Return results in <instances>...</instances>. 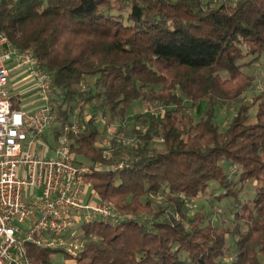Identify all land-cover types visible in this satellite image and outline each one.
I'll use <instances>...</instances> for the list:
<instances>
[{
  "label": "trees",
  "instance_id": "obj_1",
  "mask_svg": "<svg viewBox=\"0 0 264 264\" xmlns=\"http://www.w3.org/2000/svg\"><path fill=\"white\" fill-rule=\"evenodd\" d=\"M0 32L52 75L53 103L60 101V128L52 138L72 125L64 105L86 103L106 122L123 120L133 102L155 101L164 110L138 117L136 145L127 151L112 140L107 160L94 144L99 131L93 118L68 137L74 162L92 169L85 182L94 200L110 201L125 213L115 225L82 226L85 244L75 264L264 260V97L255 100L253 118L250 106L240 104L223 130L215 123L218 109L239 101V94L231 99L224 88L249 86L242 69L264 56V0H0ZM203 102L197 120L185 116ZM155 138L162 150L151 147ZM124 151L134 160H124ZM223 162L236 168L238 182L256 185L252 208L240 205L242 189L224 173ZM212 182L222 191L218 201L234 200L245 214L234 212L232 228L203 226V216L190 218L178 199H197ZM154 196L168 205L144 218ZM57 252L27 246L32 264H51Z\"/></svg>",
  "mask_w": 264,
  "mask_h": 264
},
{
  "label": "built area",
  "instance_id": "obj_2",
  "mask_svg": "<svg viewBox=\"0 0 264 264\" xmlns=\"http://www.w3.org/2000/svg\"><path fill=\"white\" fill-rule=\"evenodd\" d=\"M17 70H26L37 90L34 111L12 108L6 86ZM52 82L31 52L13 47L0 32V264H32L27 246L75 259L85 239L73 229L125 221L114 205L90 200L85 177L92 169L76 164L70 152L68 137L78 128L64 126L58 137L51 136L53 146L43 140L57 120Z\"/></svg>",
  "mask_w": 264,
  "mask_h": 264
},
{
  "label": "rangeland",
  "instance_id": "obj_3",
  "mask_svg": "<svg viewBox=\"0 0 264 264\" xmlns=\"http://www.w3.org/2000/svg\"><path fill=\"white\" fill-rule=\"evenodd\" d=\"M217 3L222 2L223 0H214ZM249 61V59L246 60V62ZM242 72L245 74V76L249 79L251 78V84L249 86H245L244 83H234L229 84L227 87L224 88L225 93L233 99V95L239 94V101L238 103H226V105H223L220 109L216 111L215 114V123L219 127L220 130H223L224 127L231 121V119L235 116L238 108L240 107V104H243L244 106H250L249 114L251 118L254 117L255 113L258 111V103H256L255 100L264 97L263 90H264V56L261 57L259 61H254L250 63V67L243 68ZM20 70L13 71L8 79H7V86L6 90L9 94L10 101L12 103V108L14 110H21L19 109L21 106L20 99L21 96L19 94L20 90L25 88L28 85L27 80H22L20 77ZM29 75V74H28ZM232 95V97L230 96ZM60 101L57 103L59 104ZM58 104L54 103V110L57 112V106ZM91 105L93 107H98L99 104H97L96 100H93ZM73 106V108H71ZM64 105L62 108L63 110H66L68 113H70L69 121L72 125H74L76 128H78V133L81 132L82 126L86 124V121L89 118L94 119L95 126H97L99 135L97 136L95 140V146L97 150L101 151L102 156L107 160L110 159L112 156V152L109 151V148H111V141L115 140V142H120L122 144V147L125 148L127 151L132 150V146L134 147L136 144V141L133 138L132 130L134 128H139L140 122L137 120L140 116H147V115H162L163 114V108L160 106L159 103L153 101V102H133L129 109L125 112L123 120H115L113 122H106L102 119L100 111L98 109H94L93 113L89 110L90 106L86 103L79 104V105ZM22 107V106H21ZM206 109L205 103H201L199 107L195 110H187L185 111V116L187 114L191 115V117L194 118V120H197L203 113V111ZM26 111V110H24ZM58 115H56L57 118ZM60 123L57 122L53 126V128H60ZM77 134H72V136H75ZM52 130L49 129L45 133V141L53 146V140L51 138ZM44 140V139H43ZM69 142L71 143L70 139ZM151 147L155 150H162V144L161 141L157 138H155L152 143ZM127 151H124L122 153V157L124 160L127 161H133L134 158L130 155H126ZM50 156V152L48 154ZM116 165L113 166V168ZM221 168L224 171L225 174L228 175L229 178H233L234 181H236V188L241 187L240 193H238V200L240 205L244 203L245 205H248L249 208H252V201L255 198V184L251 183L249 181H245L244 183L238 182V177H235L234 174L236 172V168L233 166H229L227 163H222ZM87 183V182H86ZM90 186L91 184L87 183ZM260 185V184H257ZM87 192L88 195H90L91 199L94 200V197L91 191ZM222 191L218 188V185L215 182H212L209 184L208 189L206 190V193L202 195L201 197L197 199H188L184 197L183 195H179L178 199L182 201V205L187 208V215L191 218L197 213L201 214L204 218L203 226L207 225V223L217 229H228L232 228V217L235 211L238 212L240 216H245L244 212L241 209H238V204L234 202V200L231 199H222L218 201L215 197L218 196ZM152 203L147 208L151 210L150 212L143 213L144 218H150L152 217V211H156L158 208H166L167 202L162 199V197H150ZM103 202H109L110 204L114 205L110 201H103ZM140 206L144 207L145 205V199H140ZM115 206V205H114ZM116 207V206H115ZM117 209V208H116ZM117 211L122 214V216L125 217V213L120 212L118 209ZM174 218L177 220L178 216L177 214H174ZM82 231L81 229L75 228L72 232L75 234H79ZM219 232V231H218ZM232 243V239L230 238L228 240L227 248L228 252L230 249V245ZM224 262H230L229 255L224 259ZM51 264H75V260L72 258L67 257L63 253L57 252L51 255ZM260 264H264V260H260Z\"/></svg>",
  "mask_w": 264,
  "mask_h": 264
},
{
  "label": "crops",
  "instance_id": "obj_4",
  "mask_svg": "<svg viewBox=\"0 0 264 264\" xmlns=\"http://www.w3.org/2000/svg\"><path fill=\"white\" fill-rule=\"evenodd\" d=\"M21 71V70H20ZM22 80H27L28 85L20 90L19 94L21 96L20 102L21 106L19 109L26 110V111H34L39 106V98L37 95V90L32 83V81L29 79V75L26 70H22L20 73V77Z\"/></svg>",
  "mask_w": 264,
  "mask_h": 264
}]
</instances>
